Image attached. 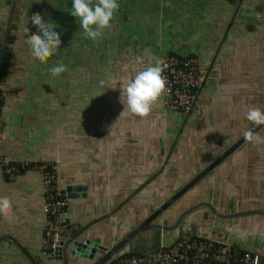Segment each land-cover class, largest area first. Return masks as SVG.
<instances>
[{"label": "crops", "instance_id": "0c3cea01", "mask_svg": "<svg viewBox=\"0 0 264 264\" xmlns=\"http://www.w3.org/2000/svg\"><path fill=\"white\" fill-rule=\"evenodd\" d=\"M118 3L111 28L94 43L83 38L79 21L70 14L72 0H0V46L9 20L3 48L7 71L0 80V159L50 161L61 189L84 185L82 197L67 198L63 216L73 232L80 230L79 238H98L103 245L153 209L151 203L161 194L155 182L165 177L184 183L242 134L231 126L246 99L242 87L249 96L264 91V0ZM25 13H39L60 34L58 53L47 62L30 56L22 35ZM26 27L38 33L30 19ZM164 54L192 55L203 72L210 66L185 121L184 115L163 110L160 101L145 119L122 114L121 85ZM58 61L68 70L53 77L49 69ZM171 145L159 171L162 150L165 157ZM184 193L186 201L179 204L196 206L172 230L170 241L183 231L211 225L217 237L264 255V143L245 140ZM4 196L13 207L8 219L0 216V237L12 238L37 264H61L40 250L38 170L24 169L12 178L0 171ZM205 203L220 215L249 212L218 219ZM176 206L160 219L176 214ZM161 235L156 240L149 232L140 234L123 250L145 251ZM0 264L30 263L3 238ZM67 264L87 261L67 256Z\"/></svg>", "mask_w": 264, "mask_h": 264}, {"label": "built area", "instance_id": "2783aa9c", "mask_svg": "<svg viewBox=\"0 0 264 264\" xmlns=\"http://www.w3.org/2000/svg\"><path fill=\"white\" fill-rule=\"evenodd\" d=\"M158 59L164 61L163 75L167 78L166 92L160 99L161 107L184 115L203 79V68L192 55L164 54ZM28 168L39 172L43 215L40 250L48 255L75 227L63 216L67 198L58 185L57 169L52 162L0 159V171L7 178ZM103 264H264V255L256 249L240 248L217 237L210 227H202L192 232L183 231L166 245L159 240L155 246L142 252L119 250Z\"/></svg>", "mask_w": 264, "mask_h": 264}, {"label": "clouds", "instance_id": "9594fccd", "mask_svg": "<svg viewBox=\"0 0 264 264\" xmlns=\"http://www.w3.org/2000/svg\"><path fill=\"white\" fill-rule=\"evenodd\" d=\"M118 0H72L70 14L79 21L83 38L94 43L103 38L104 30L111 28L114 13L119 9ZM22 28V35L29 48V53L34 61L41 63L58 53L61 39L55 31L52 22L46 23L39 13L28 17ZM37 28L38 33L30 34L26 27L28 21ZM66 65L58 61L49 69L53 77H59L67 71ZM164 61L157 59L154 64L136 72L135 76L128 79L120 87L119 102L123 105L122 114L129 118H147L154 105L160 101L166 92L167 78L163 75ZM103 85V81L101 82ZM245 119L254 126H264V111L257 106L249 107ZM244 139L250 143H264V137L252 130H245ZM13 202L10 198L0 197V216L8 219L11 215Z\"/></svg>", "mask_w": 264, "mask_h": 264}, {"label": "water", "instance_id": "95a60500", "mask_svg": "<svg viewBox=\"0 0 264 264\" xmlns=\"http://www.w3.org/2000/svg\"><path fill=\"white\" fill-rule=\"evenodd\" d=\"M10 15V14H9ZM7 20L2 42L0 46V62L3 55L4 41L5 35L8 27ZM209 67L204 72V76L199 86L197 87V91L201 88L206 75L208 73ZM195 92V95L197 94ZM195 98V97H194ZM193 103V101H192ZM190 108L186 111L182 118V123L185 121L188 116ZM260 126L256 127L252 125L247 130H252L255 132ZM244 133V132H243ZM243 133L238 136L231 144H229L223 151L217 154L214 158L211 159L206 165H204L199 171H197L191 178L185 181L182 185H180L175 191H173L169 196H167L163 201H161L156 207H154L148 214H146L142 219L137 221L133 227H131L128 231H126L123 235H121L115 241L109 243L108 245H103L100 243L98 238H79L80 230L72 232L67 238L59 241L60 246H56L53 250L46 256L47 259L59 261L61 264H67V256L73 257L76 260L87 261V264H103L106 260H108L114 253L123 249L133 238H136L138 235L149 232V236H157L163 232H168L174 230L177 226L178 221L182 217L183 214L191 210L196 205L190 206L184 209L170 225H165L161 221L160 217L163 215V212L169 208L178 198H180L184 192L190 189L198 180H200L204 175H206L209 171H211L218 163H220L226 156H228L238 145L245 141ZM173 144V141L172 143ZM172 148V145L169 147L160 167L159 171L163 167L168 154ZM64 193L66 198H75L82 197L84 194V185L79 184H67L64 186ZM198 205V204H197ZM208 207L211 213L215 214V216L219 218L237 216L241 214L248 213L249 211L244 212H234L228 215H220L216 214L214 210L208 205L204 204ZM8 238L12 241L13 245L22 253V255L26 258V260L30 264H37L31 256L12 238L7 235L1 236L0 239Z\"/></svg>", "mask_w": 264, "mask_h": 264}, {"label": "rangeland", "instance_id": "374dc122", "mask_svg": "<svg viewBox=\"0 0 264 264\" xmlns=\"http://www.w3.org/2000/svg\"><path fill=\"white\" fill-rule=\"evenodd\" d=\"M247 91V92H246ZM257 95L255 96L253 93H250V96H249V92L247 89L243 88L242 87V92L240 91V94L242 95V98H246L245 99V102H241V111L238 112V110H236L235 112V116L234 118L232 119L233 121H231V126L234 128V129H242V133L246 130V129H249L253 124H251L250 122H248L246 119H245V113L247 112V110L249 109V107H252V106H257L259 107L262 111H264V91H262V93H260V91L258 90L257 91ZM239 93V92H238ZM252 97H255V99L257 101H253L251 100ZM240 115V117H239ZM241 122V124H240ZM257 134L264 137V126H260L257 130H256ZM239 136V135H237ZM236 136V137H237ZM261 148V147H260ZM164 150H162V154H161V158L164 159ZM148 158V157H147ZM168 178V177H167ZM183 182H173V181H170L168 179H166L165 177L163 178L162 181H157L155 182V187L158 188V190L160 191V196L158 198H155L154 200V203H151L152 207L150 208H154L156 207L161 201H163L167 196H169L173 191H175ZM158 192V191H157ZM185 195L186 193H184L180 198H178V200H176L172 205L171 207L167 208V209H171L172 206L178 204V207L176 209V211H180L182 209H184L185 207L182 206V205H185L183 203H180L179 204V201H181V199L184 201L185 203ZM146 201L148 200V197H145L144 198ZM141 200V199H140ZM139 206V205H138ZM132 208V207H130ZM134 209H132V212L135 213L133 211ZM150 210V209H149ZM148 210V211H149ZM147 211V212H148ZM146 212V214H147ZM131 215V214H130ZM124 216V215H122ZM264 219V217H263ZM137 220L133 221L131 224H130V227H132V225L134 223H136ZM244 226H247L248 227V223H244ZM202 227H210V229H213V227L211 225L209 226H202ZM200 227V228H202ZM199 228V229H200ZM171 233H172V230L171 231H168V232H163L161 237H160V241L163 245H166L170 242V238H171ZM120 234H118L117 236H119ZM116 236V237H117ZM123 250V249H121Z\"/></svg>", "mask_w": 264, "mask_h": 264}, {"label": "trees", "instance_id": "16d2710c", "mask_svg": "<svg viewBox=\"0 0 264 264\" xmlns=\"http://www.w3.org/2000/svg\"><path fill=\"white\" fill-rule=\"evenodd\" d=\"M9 36L7 35L6 41L8 42ZM7 71V53L6 50L3 51L2 59L0 62V80L2 76L6 73ZM0 104H1V99H0ZM157 240V236H154Z\"/></svg>", "mask_w": 264, "mask_h": 264}, {"label": "flooded vegetation", "instance_id": "af4514ba", "mask_svg": "<svg viewBox=\"0 0 264 264\" xmlns=\"http://www.w3.org/2000/svg\"><path fill=\"white\" fill-rule=\"evenodd\" d=\"M185 208H186V207H185ZM187 208H188V207H187ZM183 210H184V209L178 211L176 214H174L173 216L169 217V219H167V220H163V221H161V222H162L163 224H165V225H170L171 223L174 222V220L177 218V216H178ZM189 212H191V210L188 211V212H186L185 214L182 215V217H181L180 220L178 221L177 226H176L175 228H177V227L181 224V222L184 220V217H185ZM216 218H218V217H216ZM218 219H220V218H218ZM157 235H158V233H157Z\"/></svg>", "mask_w": 264, "mask_h": 264}]
</instances>
